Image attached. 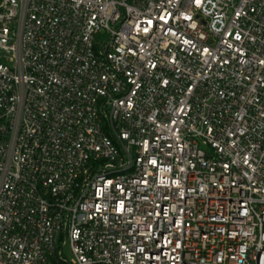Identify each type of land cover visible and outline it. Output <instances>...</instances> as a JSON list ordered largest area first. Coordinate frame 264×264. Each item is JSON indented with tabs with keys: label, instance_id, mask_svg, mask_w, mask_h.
I'll use <instances>...</instances> for the list:
<instances>
[{
	"label": "built area",
	"instance_id": "obj_1",
	"mask_svg": "<svg viewBox=\"0 0 264 264\" xmlns=\"http://www.w3.org/2000/svg\"><path fill=\"white\" fill-rule=\"evenodd\" d=\"M0 264H264V0H0Z\"/></svg>",
	"mask_w": 264,
	"mask_h": 264
}]
</instances>
